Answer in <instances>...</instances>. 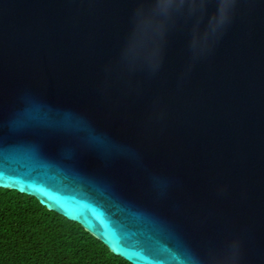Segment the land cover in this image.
Wrapping results in <instances>:
<instances>
[{"label": "water", "instance_id": "water-1", "mask_svg": "<svg viewBox=\"0 0 264 264\" xmlns=\"http://www.w3.org/2000/svg\"><path fill=\"white\" fill-rule=\"evenodd\" d=\"M0 188L132 264H264V0H0Z\"/></svg>", "mask_w": 264, "mask_h": 264}, {"label": "trees", "instance_id": "trees-1", "mask_svg": "<svg viewBox=\"0 0 264 264\" xmlns=\"http://www.w3.org/2000/svg\"><path fill=\"white\" fill-rule=\"evenodd\" d=\"M0 264H132L31 195L0 188Z\"/></svg>", "mask_w": 264, "mask_h": 264}]
</instances>
